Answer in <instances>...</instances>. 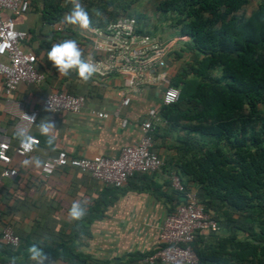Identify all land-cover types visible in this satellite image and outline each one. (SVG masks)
Instances as JSON below:
<instances>
[{"label": "crops", "instance_id": "obj_1", "mask_svg": "<svg viewBox=\"0 0 264 264\" xmlns=\"http://www.w3.org/2000/svg\"><path fill=\"white\" fill-rule=\"evenodd\" d=\"M29 1L28 12L16 16L14 25L27 34L22 48L36 57L35 69L44 80L39 85L21 83L12 94L5 95L0 78V130L9 139L11 166L17 173L12 179L0 180V227L9 225L21 241L16 252L0 242V259L16 258L28 264H70L37 253L45 247L55 251L71 236L74 252L94 262L145 264L144 258L158 245L159 230L168 207L167 201L153 191V187H159L160 192L167 195L169 175L176 173L187 190L197 193V187L174 166L182 154L178 141L185 133L165 125L159 117L160 121L154 125L153 148L162 168L145 177L132 176L126 186L118 190L70 168L56 169L43 177L42 163L58 152L86 159L96 155L117 156L123 146L139 139V123L146 109L159 105L156 90L148 88L136 94L129 106L120 107V94L125 88L121 77L104 81L89 75L78 78L76 65L82 67L85 59L97 56L94 47L97 38L90 29L100 27H88L79 19L57 32L55 25L40 23L43 0ZM60 2L63 6L66 1ZM244 8L239 15H243ZM68 15L65 13L63 18H71ZM84 32L93 36L86 37ZM187 43V38L179 35L169 42L166 59L169 78L184 66ZM182 48L183 57H176ZM51 92L83 96L84 106L78 113H48L41 103ZM31 111L37 112L31 126L18 122L21 113ZM115 112L117 117H114ZM94 113L108 117L96 119ZM120 119L127 121L124 128L119 124ZM26 135L37 138L38 145L31 154L20 158L12 149ZM201 142L208 139L202 138Z\"/></svg>", "mask_w": 264, "mask_h": 264}, {"label": "trees", "instance_id": "obj_2", "mask_svg": "<svg viewBox=\"0 0 264 264\" xmlns=\"http://www.w3.org/2000/svg\"><path fill=\"white\" fill-rule=\"evenodd\" d=\"M65 1L61 6L60 0H43L40 23L66 29L82 19L103 28L120 18L111 13L112 0ZM247 1L158 0L156 6L175 16L172 26L188 41L189 60L169 79L179 99L157 112L165 125L185 133L174 166L197 187V202L216 225L196 232L190 244L198 264H264V0L244 18L239 13ZM65 13L71 18L64 19ZM83 75L88 73L77 64L76 76ZM153 191L167 201V214L183 202L171 189L167 195L157 186ZM71 238L37 254L70 264H105L75 253ZM20 247L21 241L14 251ZM0 262L28 264L16 258Z\"/></svg>", "mask_w": 264, "mask_h": 264}, {"label": "built area", "instance_id": "obj_3", "mask_svg": "<svg viewBox=\"0 0 264 264\" xmlns=\"http://www.w3.org/2000/svg\"><path fill=\"white\" fill-rule=\"evenodd\" d=\"M29 0H0V78L5 95H10L21 83L39 85L44 76L35 69V56L22 48L27 34L17 30L14 18L28 12ZM59 31L61 28L56 26ZM96 36L95 50L97 56L87 58L82 67L90 77L104 81L114 76L125 82L120 94L119 106L127 107L136 94L145 89L156 90L158 105L170 106L179 99V90L169 83L167 54L169 43L159 37L142 33L136 20L132 17H120L103 28L90 29ZM84 97L58 92L48 93L41 107L48 113H78L84 106ZM37 116L36 111L23 112L18 122L31 126ZM96 119H105L103 113H94ZM117 117V113H114ZM160 121L157 108L146 109L145 116L139 123L141 135L130 145L123 146L117 156L96 155L92 158H75L58 152L47 158L41 165L40 172L47 177L56 169L70 168L87 174L103 186L121 189L134 174H154L163 164L153 147L154 125ZM124 128L126 119H120ZM38 145L34 136L26 135L12 149L20 158L31 154ZM9 139L0 130V171L1 179H12L16 170L11 166ZM169 187L181 195L183 202L172 214L163 218L158 234V245L152 253L144 258L145 264H198L191 249L196 232L214 230L216 225L205 215L198 204L196 195L187 190L176 173L169 175ZM0 242L14 250L19 244V237L9 225L0 227ZM0 264H13L0 262Z\"/></svg>", "mask_w": 264, "mask_h": 264}, {"label": "rangeland", "instance_id": "obj_4", "mask_svg": "<svg viewBox=\"0 0 264 264\" xmlns=\"http://www.w3.org/2000/svg\"><path fill=\"white\" fill-rule=\"evenodd\" d=\"M113 6L111 13L116 16L132 17L138 24L140 32L157 36L164 43H169L178 37V32L175 27L172 26L175 16L171 13H161L157 11L156 6L158 0H112ZM263 0H248L244 6L243 15L250 14L257 5ZM86 37L93 36L84 32ZM189 57H186V61ZM185 61V62H186ZM0 62H3L0 59ZM264 112V104L260 107Z\"/></svg>", "mask_w": 264, "mask_h": 264}]
</instances>
